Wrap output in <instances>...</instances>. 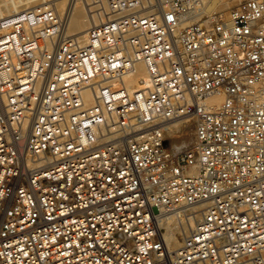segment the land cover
<instances>
[{"label": "built area", "instance_id": "2783aa9c", "mask_svg": "<svg viewBox=\"0 0 264 264\" xmlns=\"http://www.w3.org/2000/svg\"><path fill=\"white\" fill-rule=\"evenodd\" d=\"M200 3L114 0L85 44L52 5L7 17L0 264H264V0L227 20ZM168 213L198 218L175 250Z\"/></svg>", "mask_w": 264, "mask_h": 264}, {"label": "bare ground", "instance_id": "6f19581e", "mask_svg": "<svg viewBox=\"0 0 264 264\" xmlns=\"http://www.w3.org/2000/svg\"><path fill=\"white\" fill-rule=\"evenodd\" d=\"M203 1H204V4H203ZM240 1L241 0H201L200 6H199L200 8H199V11H197V13H199V15L209 14V16H213V14H220L221 15L219 16L220 18L226 11L228 12L232 6L238 4ZM70 2L71 3H69L67 10H66L67 33H69L68 29H71V28L73 30L86 29L88 27V23L85 20L83 4H81L80 1L77 2V0H70ZM75 5H76V8H75ZM16 9H18L16 4H12V5L7 4L5 6L0 5V14L3 15V17H1L0 20L5 19L8 16L13 15L15 13H18L19 11H16ZM87 14L89 18L93 19L92 20L93 24L90 27L99 25L109 19V17H104V18L100 17L101 19L99 21H95L92 14H90L89 12ZM192 17L196 18L198 17V15L195 16V14H193ZM227 17H229V15ZM227 17L225 18L226 20L228 19ZM70 22H71V27H70ZM88 30L89 29L83 32H80V33H77V32H75L74 34L71 33L70 36H74L76 39H78L80 44H85ZM130 78H132L131 81L129 80ZM147 78L148 76H147L146 65L143 62H138L136 64L135 70L129 75L125 76V81L128 86H131V85L142 86L147 83ZM224 97H225L224 93L222 91H219L213 94L212 96H210L207 101L210 102L211 104L219 105L224 101ZM86 98L88 102L90 103L92 101V94L90 92H86ZM259 100L261 103H264V96H262ZM185 122L186 120H182V119H178L175 122H173L171 126L169 127L170 133L177 132L180 129H183L184 126L187 127L192 123L189 121L185 124ZM197 220L198 218L193 216L190 219H187L186 222L182 223L180 220H176L174 218V215L169 214V213L166 214V216L164 217L161 223V228L172 250L177 249L181 245L182 240L184 239L186 234H188L191 231L192 227L196 225Z\"/></svg>", "mask_w": 264, "mask_h": 264}, {"label": "rangeland", "instance_id": "374dc122", "mask_svg": "<svg viewBox=\"0 0 264 264\" xmlns=\"http://www.w3.org/2000/svg\"><path fill=\"white\" fill-rule=\"evenodd\" d=\"M23 1H24V3H23ZM78 1H80V3L83 4L84 16H85V20L88 23V27L84 30L83 29L82 30H73L71 28V29H68L69 33H67L66 26H65V33L67 36H70L71 33L72 34H74L75 32L80 33V32H83V31L90 28V26L93 24L92 23L93 19L88 17V14H87L88 12L93 15L95 21H99L101 19L100 17H102V18H104V17L113 18L116 16L117 12L114 11L116 9L113 7L114 0H77V2ZM69 3H71L70 0H0V5H3V6H5L7 4H9V5L16 4V6L18 8V9H16V11H19V12L26 10V9H35V8L40 7L42 5L43 6L44 5H52L53 7H56V9H57L56 11H57L58 15L59 16L61 15L62 17H64L65 22L67 21L66 20V10H67ZM203 4H204V1H203ZM234 6H232L228 12L226 11L222 15V17H220V18H219V16H221L220 14H213V16L217 17L218 19H222V18L225 19L228 15H230V11L232 10V8H234ZM75 8H76V5H75ZM1 17H3V15L0 14V18ZM2 22H4V23H2ZM0 23H2V24H0V34H2L4 32H6L7 28H8L7 18L1 19ZM70 27H71V22H70ZM72 37H74V36H72ZM131 79L132 78H130L129 80L131 81ZM194 130H195V125L192 122L189 126L183 128V130L181 131L179 136L169 139V142H168L169 146L170 147H179L181 149H184V148L191 146L195 141Z\"/></svg>", "mask_w": 264, "mask_h": 264}]
</instances>
